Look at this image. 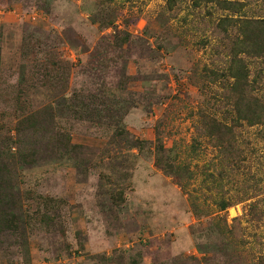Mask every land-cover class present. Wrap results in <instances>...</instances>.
Segmentation results:
<instances>
[{
	"label": "rangeland",
	"instance_id": "374dc122",
	"mask_svg": "<svg viewBox=\"0 0 264 264\" xmlns=\"http://www.w3.org/2000/svg\"><path fill=\"white\" fill-rule=\"evenodd\" d=\"M226 1L243 3L242 11L216 13L215 17L229 15L252 19L262 16L264 11L263 0ZM107 3L0 0L3 30L0 82L5 79L7 86L17 82L19 49L26 36L33 34L45 42L43 57L46 49L56 51L71 68L67 92L60 88L51 91L29 88V97L35 105L42 107L55 102L64 93L86 91L90 80L83 72L97 66L100 56L95 55L106 47V41L102 40H109L114 34L112 29L100 33L97 24L92 22L94 13L104 9ZM111 4L118 12V30H125L134 37H144L146 31L153 35L149 39L150 46L131 49L128 73L148 75L151 79L133 89L142 91L147 86L154 91V96L151 105L141 104L131 110L126 118L127 129L134 137L154 142L156 126L160 125L164 145L174 163L186 168L192 180L182 190L173 178L155 166L153 155H140L128 181L126 200L122 207L116 208L110 204L109 191L115 179L111 177L108 161L97 159L86 174L76 172L70 165L26 170L23 173L25 188L36 195H50L67 202L61 211L66 229L64 238L58 237L59 233L48 238L46 229L41 227L30 232V264H96L95 255H110L119 248H126L133 254L141 251L143 262L138 264H206L202 260L205 254L196 246L204 251L211 250V246L219 249L210 264H258L264 254L262 128L242 130L240 146L244 160L231 175L233 180H224L220 188L211 185L209 190L207 186L211 182L206 178V173L218 177L221 170L218 152L206 141L196 153L192 149L195 130L190 112L211 104L215 91H221L219 84L201 74L205 65L210 66L212 45L216 43L203 44L206 36L195 28L198 19L203 23V14L201 18L194 16L191 0L178 1L173 12L176 17L170 16L167 0H113ZM118 52L111 48L104 60L108 61ZM119 73V69L111 66L98 73L100 79L97 81L101 83L104 79L112 84L118 81ZM67 112L60 121L61 127L72 132L76 143L96 144L100 137L96 135L101 133L89 124H77L72 117L68 119ZM0 117L7 129L13 128L18 120L14 110L2 105ZM107 141L104 136L97 144L103 147ZM4 154L11 156L12 152ZM122 154L128 155L125 151ZM102 174H109L110 181L102 179ZM123 178L119 176L120 180ZM219 199L229 200L234 206L220 212L215 204ZM193 204L203 213L199 221L192 211ZM222 216L227 219V225L221 223V228L231 231L225 233L226 238L231 239V248H222L223 236L213 226ZM16 245L9 236L1 241L0 264H26ZM67 245L70 248H66ZM207 254L212 255L211 252Z\"/></svg>",
	"mask_w": 264,
	"mask_h": 264
},
{
	"label": "trees",
	"instance_id": "16d2710c",
	"mask_svg": "<svg viewBox=\"0 0 264 264\" xmlns=\"http://www.w3.org/2000/svg\"><path fill=\"white\" fill-rule=\"evenodd\" d=\"M94 1L108 3L104 9L102 7L94 13L92 22L97 24L100 33L112 29L114 34L109 40H102L106 41V47L95 55L100 56L97 66L83 72L90 80L86 91L64 93L55 102L42 107L35 105L29 97V88L48 91L60 88L67 92L71 68L60 59L56 51L46 49L47 54L43 57L45 42L33 34L27 35L20 46L17 82L8 86L5 79L0 82V106L10 107L17 113L18 119L13 128L7 129L0 117V244L8 236L14 239L26 264H30L28 239L31 231L41 227L46 229L48 238L53 237L54 233H59L58 237H65L61 211L67 204L62 198L36 195L33 190L25 188L23 173L26 170L70 165L76 172L86 174L97 159L108 161L111 177L115 179L109 191L112 200L110 204L116 208L122 207L126 200V188L133 176L136 158L140 155H153L155 166L173 178L182 190L192 180L186 168L174 163L164 145L160 125L156 126L154 142L134 137L127 129L126 118L131 110L141 104L151 105L154 96V91L147 86L142 91L133 89L143 85L142 82H151V79L148 75L141 77L128 73L131 49L150 46L149 39L153 35L146 31L144 37H134L125 30H118L116 23L119 16L111 4L113 0ZM178 1L167 0L171 17H176L173 12ZM191 2V9L196 12L194 16H204L203 23L200 19L195 22V28L206 36L202 43L208 45L211 41L216 42L212 45L210 66H204L202 77L221 86V91H215L211 104L190 112L195 130L193 152L196 153L205 141L218 152L221 166L218 177L214 173H206L208 182H211L207 188L211 190V185L220 188L224 180H233L231 175L240 168L244 160L240 146L244 128L261 127L260 133L264 138V11L262 16L252 19L229 15L215 17L216 13H240L244 5L226 0ZM208 16L212 18L207 19ZM2 35L0 27V73L3 67ZM111 48L119 52L108 61L104 60ZM159 48L163 46L159 45ZM111 66L120 71L118 81L112 84H107L104 79L100 80L101 83L97 81L100 79L98 73ZM67 110L68 119L72 117L77 124H89L97 129L101 133L96 135L100 136L99 139L106 136L108 141L105 146L97 144L99 139L96 144L76 143L72 132L60 125ZM6 151L12 152V155L6 156ZM124 151L128 153L127 156H121ZM119 176L124 177V180H120ZM102 179L110 181L109 174H102ZM215 204L220 212H226L234 206L226 199H219ZM192 211L198 221L201 220L203 213L194 204ZM221 223L227 225L224 216L217 218L213 226L223 236L222 248H231V239L225 236V233L231 231L222 229ZM199 224H202L201 221ZM196 247L200 253L205 254L202 260L206 264H210L219 254V249L214 250V246L209 251ZM210 252L212 255L208 256ZM93 258L97 259L96 264L143 262L141 251L133 254L126 248L115 249L110 255L97 254ZM258 264H264V254Z\"/></svg>",
	"mask_w": 264,
	"mask_h": 264
}]
</instances>
